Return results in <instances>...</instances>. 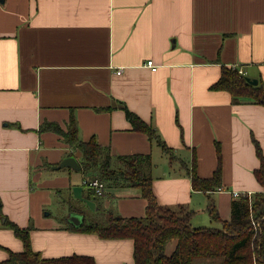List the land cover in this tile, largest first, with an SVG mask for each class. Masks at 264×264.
<instances>
[{"label":"crops","instance_id":"obj_1","mask_svg":"<svg viewBox=\"0 0 264 264\" xmlns=\"http://www.w3.org/2000/svg\"><path fill=\"white\" fill-rule=\"evenodd\" d=\"M224 67L264 87V0H0V262L23 249L7 218L32 225L42 258L134 264L132 239L66 225L73 209L141 217L146 200L132 187L95 198L79 169H53L79 153L45 123L65 132L74 119L78 138L113 156L150 154L158 204L191 208L193 228L220 227L211 203L228 221L234 192L263 190L254 170L255 142L264 157V105L212 89ZM121 105L154 127L174 159L131 129ZM193 162L200 178L219 165L221 188L193 190ZM56 205L68 211L55 222L43 206Z\"/></svg>","mask_w":264,"mask_h":264},{"label":"trees","instance_id":"obj_2","mask_svg":"<svg viewBox=\"0 0 264 264\" xmlns=\"http://www.w3.org/2000/svg\"><path fill=\"white\" fill-rule=\"evenodd\" d=\"M212 89L228 91L235 101L248 98L264 105L262 83L259 81L252 85L232 68L222 69ZM121 109L132 130L145 133L162 152L174 159L171 149L151 124L144 122L125 105H121ZM47 127L58 131L63 141L78 151L79 171L87 178L98 179L104 188H136L146 200L145 214L141 217H122L111 210L100 208L94 213L73 209L83 215V222L78 227L66 225L67 229L93 233L102 239H132L134 264H264V157L256 142L255 150L260 165L254 170V176L263 190L249 196L246 193L239 194L233 199L228 221L218 218L211 203L207 206L208 213L219 221L220 227L193 228L190 225L194 213L191 208L182 205L172 208L158 204L152 191L150 154L113 156L108 147L101 146L95 138L91 137L87 141L78 138L74 119L70 120L65 132L55 124L41 125L42 129ZM180 164L186 167L183 162ZM194 166L193 162L190 173L193 190L206 192L221 188L219 165L210 178H200ZM90 191L93 197H99ZM4 227L10 229L22 242L23 249L20 252L8 250V257L0 264H96L91 256L86 255L42 258L30 245L29 227L20 228L7 218ZM171 244L174 247L168 252Z\"/></svg>","mask_w":264,"mask_h":264},{"label":"water","instance_id":"obj_3","mask_svg":"<svg viewBox=\"0 0 264 264\" xmlns=\"http://www.w3.org/2000/svg\"><path fill=\"white\" fill-rule=\"evenodd\" d=\"M245 80L252 85H256L258 82L256 79H251L249 77H245ZM52 168L53 169L70 168L73 170H78L79 162L75 156L69 155V156L64 157L57 165L52 166ZM74 212L75 211H72L70 214L71 216L69 219V223L74 227H78L83 222V215L81 213L76 214Z\"/></svg>","mask_w":264,"mask_h":264},{"label":"built area","instance_id":"obj_4","mask_svg":"<svg viewBox=\"0 0 264 264\" xmlns=\"http://www.w3.org/2000/svg\"><path fill=\"white\" fill-rule=\"evenodd\" d=\"M145 66L150 68L152 71H155L157 69V65H154L151 60H147L145 63ZM241 74V71L238 72ZM83 186H86L88 189L92 190L95 195H102L104 192V184L100 182L96 178H85L81 181ZM239 194L237 192H234V196H238ZM248 196L250 194H247Z\"/></svg>","mask_w":264,"mask_h":264},{"label":"rangeland","instance_id":"obj_5","mask_svg":"<svg viewBox=\"0 0 264 264\" xmlns=\"http://www.w3.org/2000/svg\"><path fill=\"white\" fill-rule=\"evenodd\" d=\"M171 156H173L172 152H171ZM174 157V156H173ZM44 208V213L47 212L49 213V218H53V220L56 222L57 219H60V217L62 215H64L65 213H67L68 211V206H43ZM179 215H182V213H178ZM64 219V218H63ZM50 220V219H49ZM30 226H28L30 228V230L32 229V225L29 224ZM173 246V245H172ZM171 246V248H172ZM168 248H170V246H168ZM168 251V249H167ZM170 252V250L168 251Z\"/></svg>","mask_w":264,"mask_h":264}]
</instances>
